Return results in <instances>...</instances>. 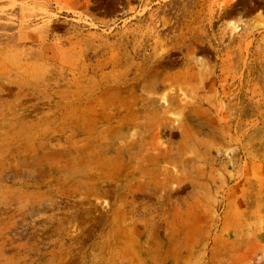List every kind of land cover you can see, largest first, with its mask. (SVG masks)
Returning <instances> with one entry per match:
<instances>
[{
  "label": "rangeland",
  "instance_id": "374dc122",
  "mask_svg": "<svg viewBox=\"0 0 264 264\" xmlns=\"http://www.w3.org/2000/svg\"><path fill=\"white\" fill-rule=\"evenodd\" d=\"M0 264H264V0H0Z\"/></svg>",
  "mask_w": 264,
  "mask_h": 264
}]
</instances>
